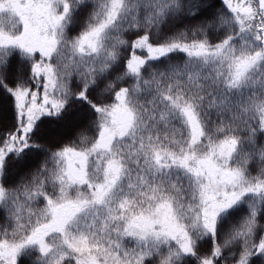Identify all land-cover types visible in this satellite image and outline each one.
I'll use <instances>...</instances> for the list:
<instances>
[{
    "label": "snow or ice",
    "instance_id": "6c2138e0",
    "mask_svg": "<svg viewBox=\"0 0 264 264\" xmlns=\"http://www.w3.org/2000/svg\"><path fill=\"white\" fill-rule=\"evenodd\" d=\"M0 264H264V0H0Z\"/></svg>",
    "mask_w": 264,
    "mask_h": 264
}]
</instances>
